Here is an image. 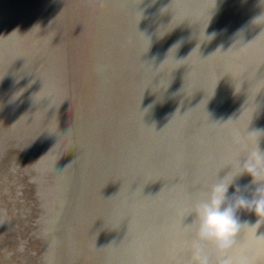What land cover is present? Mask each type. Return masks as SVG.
<instances>
[{
  "label": "bare ground",
  "instance_id": "6f19581e",
  "mask_svg": "<svg viewBox=\"0 0 264 264\" xmlns=\"http://www.w3.org/2000/svg\"><path fill=\"white\" fill-rule=\"evenodd\" d=\"M0 69V155L33 143L55 176L46 264H189L196 203L264 151V0H0ZM237 215L233 255L264 264V224Z\"/></svg>",
  "mask_w": 264,
  "mask_h": 264
},
{
  "label": "rangeland",
  "instance_id": "374dc122",
  "mask_svg": "<svg viewBox=\"0 0 264 264\" xmlns=\"http://www.w3.org/2000/svg\"><path fill=\"white\" fill-rule=\"evenodd\" d=\"M6 81L4 71L0 69V84ZM7 102L6 96L0 93V141L13 132L11 124L15 117H11L12 109ZM11 139H6L8 145L6 142L4 153L0 155V264H46L41 219L44 216L42 202L47 199L41 193L36 177L39 175L44 182H48L54 181L55 176L43 169V162V170L39 174L32 169L37 161L30 153L32 149L39 150L38 146L24 141L28 146L21 145L23 148L17 145L16 138ZM43 253L44 262L41 259Z\"/></svg>",
  "mask_w": 264,
  "mask_h": 264
},
{
  "label": "clouds",
  "instance_id": "9594fccd",
  "mask_svg": "<svg viewBox=\"0 0 264 264\" xmlns=\"http://www.w3.org/2000/svg\"><path fill=\"white\" fill-rule=\"evenodd\" d=\"M214 36L215 33H212L207 37L212 39ZM19 95L13 96L12 101ZM236 139L239 142L240 138ZM242 156L237 163L240 171L231 175L226 182V177L233 171L231 167L227 175L216 179L195 205V234L188 244L189 264H253L247 250L236 256L233 249L244 225L239 221V211L254 212L259 217L255 225L259 227L264 224V151L259 148L258 140L256 147L245 150ZM244 173L253 177L251 184L235 182ZM253 184L256 185L254 188ZM233 185L235 190L229 194V187Z\"/></svg>",
  "mask_w": 264,
  "mask_h": 264
}]
</instances>
